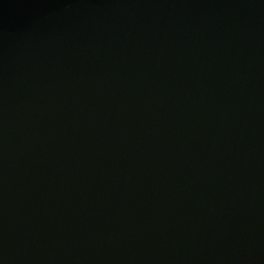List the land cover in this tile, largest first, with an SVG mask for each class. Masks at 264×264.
Instances as JSON below:
<instances>
[{"label":"water","instance_id":"water-1","mask_svg":"<svg viewBox=\"0 0 264 264\" xmlns=\"http://www.w3.org/2000/svg\"><path fill=\"white\" fill-rule=\"evenodd\" d=\"M0 264H264V0H0Z\"/></svg>","mask_w":264,"mask_h":264}]
</instances>
